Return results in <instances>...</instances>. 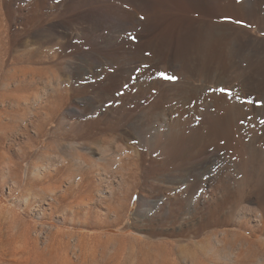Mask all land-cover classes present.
Listing matches in <instances>:
<instances>
[{
  "label": "rangeland",
  "instance_id": "1",
  "mask_svg": "<svg viewBox=\"0 0 264 264\" xmlns=\"http://www.w3.org/2000/svg\"><path fill=\"white\" fill-rule=\"evenodd\" d=\"M198 2L146 0L147 6L141 10L125 0H0V264H153L161 261L162 253L169 252L191 256L198 253L201 263L203 256L204 259L212 258L206 264L218 261L220 264H264V252L246 250L249 243L258 244L264 230V223H259L260 219L257 221L259 213H264V85L254 88L250 80L264 75V0ZM113 4L135 11L142 20L162 22L151 39L166 45L177 66L163 65L159 71L152 68L149 60L132 62L130 66L135 68V73L154 71L151 85H143L135 74L122 98L106 104L113 120L103 119L100 111L82 121L68 117L67 111L79 107L80 98L93 96L109 74L126 66L123 59L115 65L101 66L96 80H91L92 75H88L65 82L70 60L77 61L82 53L98 52L100 42L121 43L135 39V30L114 34L109 28L96 31L87 23L77 22L96 8L100 10ZM65 27L71 31L81 27L86 35H73L66 41L62 36ZM237 43H241L242 51L239 60L235 55ZM195 81L199 85L208 83L211 88L195 100L176 99L179 92ZM56 84L62 87L56 88ZM64 90L66 93L62 92ZM156 90L160 91L157 93ZM159 99L161 105L185 109V120L207 118L214 124V134H217L209 145L214 158L206 177H202L206 195L203 188L198 190L202 198L190 206L191 213H188L189 203L180 198L181 190L168 186L180 178L183 166L190 163L168 166L161 151L153 149V141L142 143L135 136L129 135V142H121L128 145L130 157L115 158L113 170L108 171L111 174L105 172V175L102 167L95 168L92 172L99 171L98 174H87L80 184L73 183L71 178L77 176V168L72 165L69 169L70 166L60 162V156L66 154L69 145H83L88 142V136L99 137L107 133L121 139L119 135L127 129L124 124L144 121L147 110ZM45 100L50 106L47 110L41 108ZM31 106L37 108L36 111ZM37 111L39 118L33 114ZM179 116V113L173 115ZM34 118H48L42 137H36V129L32 128ZM91 147H86V151L89 155L92 150L90 156L93 155L96 162L100 160L99 146ZM117 165L119 167H115ZM116 168L123 170H119V174ZM74 172L75 175L70 176ZM117 181L119 184L115 183ZM144 207L147 211L142 209ZM248 231L250 233L246 235ZM211 254L212 257L208 256ZM216 254L221 257L217 258ZM242 256H246L245 259ZM257 258L263 262L259 263Z\"/></svg>",
  "mask_w": 264,
  "mask_h": 264
},
{
  "label": "bare ground",
  "instance_id": "2",
  "mask_svg": "<svg viewBox=\"0 0 264 264\" xmlns=\"http://www.w3.org/2000/svg\"><path fill=\"white\" fill-rule=\"evenodd\" d=\"M87 1V0H86ZM126 2H128L130 5L134 6L137 9H144L146 8L147 4H146V0H125ZM169 1V0H168ZM172 1V0H171ZM177 1V0H176ZM199 2H204L206 3V0H197ZM211 1V0H210ZM253 1V0H252ZM110 2V1H109ZM150 2V1H149ZM182 2V1H181ZM195 2V1H194ZM198 2V3H199ZM263 2V1H262ZM72 3V2H71ZM78 3V1H77ZM80 3V2H79ZM88 3V2H87ZM94 3V2H93ZM172 2H169V4ZM204 3V4H205ZM83 4V3H82ZM107 4V3H106ZM211 4V3H210ZM74 5V4H73ZM95 5V3H94ZM197 5V4H196ZM70 6V5H69ZM77 6V5H76ZM82 6V5H80ZM89 6V5H88ZM183 6V5H182ZM201 6V5H200ZM83 7V6H82ZM81 7V8H82ZM104 7V6H103ZM126 7V6H125ZM211 7V6H209ZM258 7V6H257ZM79 8V7H78ZM92 8V7H91ZM95 8V7H94ZM130 8V7H129ZM65 9V8H64ZM80 9V8H79ZM63 10V9H62ZM87 10V9H85ZM92 10V9H90ZM180 10V9H178ZM203 10V9H202ZM81 11V10H80ZM84 11V10H83ZM153 11V10H152ZM76 12V11H75ZM74 12V15H75ZM79 12V10H78ZM90 12V11H89ZM180 13V12H179ZM63 14V13H61ZM153 14V13H152ZM174 14V13H173ZM178 14V13H177ZM175 14V16L177 15ZM70 15V14H69ZM83 15V13H82ZM140 15V14H139ZM154 15V14H153ZM152 15V16H153ZM179 15V14H178ZM173 16V15H172ZM75 17V16H74ZM63 18V17H62ZM146 18V17H145ZM52 19V18H51ZM61 19V18H60ZM56 20V19H54ZM79 21H77L78 23H87L89 24L94 30L99 31L100 29H104V28H109L111 29V32H113L114 34H119L121 32H124L126 30H135L136 31V37L135 39H130V40H123L121 41V43H117L116 41H104V42H100L99 43V48H97L99 51H95V52H90V53H82V56H80L79 58H77V61H72L70 60V62L68 63L67 66V73H66V79L65 82H67L68 80L71 81V79H75L77 77H85V76H90L92 75L91 80L94 79L96 80V78L99 76V70L102 68L101 66L103 65H115L118 64L120 61H122L123 59H125L126 61V66L120 68L117 72H115L114 74H109L105 80L103 85H101L100 87H98L96 89L95 94L92 96H86V97H82L80 98V105L79 107H76L74 109H71L68 112L67 116L68 117H75L77 119H80L81 121L84 119H87L91 116H93V114H95L97 111H100L102 113V118L110 121L113 120L114 116L112 115V112L110 111V108L108 105H106L109 102H113L116 101L118 99L122 98V95L124 93V91H126V87H128L127 85H129V83L132 81L133 76L136 74L138 81H143V85L145 86H149L151 84L150 83V78L152 77V73L154 72H146V71H140L139 73H135V68L131 67L130 64L133 62H141V61H146L149 60L152 62V68L155 70H159V68H161L163 65H168L170 67H176L177 64L173 61L171 55L168 53L167 49H166V45L164 47L163 44H159L157 42H154V39H151V36L153 35V33L155 31L158 30V28L160 27L161 23H156L154 21H151L149 19L147 20H142V17H138L135 11H130V10H126L124 8L120 6H116V5H107L104 8H100V10L98 8H96V11H94L93 13L88 14L87 16H83V18L80 20L78 18ZM158 21V20H157ZM61 23V22H60ZM63 24V22H62ZM65 24V23H64ZM168 24V23H167ZM57 25V24H56ZM68 25V24H67ZM163 25V24H162ZM52 26V25H51ZM81 26V24L79 25ZM87 27V25H86ZM75 28V27H74ZM63 32H62V36H64V40L66 38V41H69L73 35H79L84 33L85 31L84 29H82L81 27H76V29L74 31H71V29L69 28H62ZM39 30V29H38ZM42 30V29H41ZM45 30V29H43ZM48 30V29H47ZM90 30V29H89ZM59 31V30H58ZM163 32V31H162ZM161 32V33H162ZM40 33V32H39ZM48 33V32H47ZM157 34V32H155ZM230 33V32H229ZM45 34V32H44ZM50 34V33H49ZM83 34V35H84ZM113 34V35H114ZM37 35V34H36ZM35 35V36H36ZM39 35V34H38ZM86 35V34H85ZM236 35V34H235ZM34 36V37H35ZM91 36V35H90ZM112 36V35H111ZM110 36V37H111ZM242 36V35H241ZM41 37V36H40ZM50 37V36H49ZM56 37V36H55ZM77 37V36H76ZM108 37V36H107ZM61 38V40H62ZM125 38V37H124ZM238 38V37H237ZM36 39V38H35ZM75 39V38H74ZM118 39V38H117ZM156 39V38H155ZM234 39V38H232ZM236 39V38H235ZM27 40V39H26ZM45 40V39H44ZM216 41V40H215ZM42 42V41H41ZM46 42V41H45ZM61 42V41H60ZM74 43V42H73ZM26 44H29L28 42ZM53 44V43H52ZM57 44V43H56ZM53 44V45H56ZM241 43H237V48L235 49V55L236 58L239 60L241 55H242V51H241V47H240ZM35 45V44H34ZM117 45V46H116ZM27 46V45H26ZM30 46V45H29ZM50 46V45H49ZM79 46V45H78ZM28 47V46H27ZM36 47V46H35ZM40 47V46H37ZM45 47V46H44ZM51 47V46H50ZM24 48V47H23ZM33 48V47H32ZM31 48V49H32ZM35 49V48H34ZM60 49V48H59ZM73 49V48H72ZM82 49V48H81ZM89 50V49H88ZM96 50V49H95ZM36 51V50H35ZM93 51V50H91ZM37 52V51H36ZM87 52V50H86ZM39 54V53H38ZM78 55V54H77ZM253 55V54H252ZM36 56V55H35ZM34 58V57H33ZM37 58V57H35ZM243 58V57H242ZM245 58V57H244ZM254 58V56H253ZM252 58V61H254V59ZM256 58V57H255ZM64 59V58H63ZM71 59V58H70ZM67 60V59H66ZM148 64V63H147ZM256 64V63H255ZM122 65V64H121ZM134 66V65H132ZM49 67V66H48ZM51 67V66H50ZM49 67V68H50ZM65 67V66H64ZM105 67V66H104ZM121 67V66H120ZM37 68V67H36ZM35 68V69H36ZM137 68V67H136ZM150 68V67H149ZM240 68V66H239ZM35 69H32L33 71H35ZM45 70H48V68L46 69V67H44ZM42 68V70H44ZM54 69V68H53ZM61 69V68H60ZM38 70V69H36ZM41 70V69H40ZM51 70V69H50ZM64 70V69H63ZM61 70V71H63ZM65 70V71H66ZM117 70V69H116ZM143 70V69H142ZM26 71V70H25ZM32 71V72H33ZM39 71V70H38ZM55 71V70H54ZM105 71V70H103ZM112 71V70H111ZM151 71V70H150ZM160 71V70H159ZM36 72V71H35ZM45 73V71H43ZM28 73V72H27ZM26 73V74H27ZM39 73V72H37ZM48 73V71H47ZM56 73V72H55ZM53 73V74H55ZM158 73V72H157ZM156 73V74H157ZM25 74V73H23ZM32 74V73H31ZM60 74V73H59ZM151 74V76H150ZM37 75V74H36ZM171 75V74H170ZM35 76V74H34ZM88 76V77H89ZM228 76V75H227ZM20 77V76H19ZM22 77V76H21ZM27 77V76H26ZM25 77V79H26ZM36 77V76H35ZM33 77V79L35 78ZM38 77V75H37ZM41 77V76H39ZM55 77V76H54ZM61 77V76H60ZM231 77V76H230ZM250 77V76H249ZM28 78V77H27ZM31 78V77H30ZM45 80V77H43ZM51 78V77H49ZM185 78V77H184ZM206 78V77H205ZM218 78V77H217ZM216 78V79H217ZM29 79V78H28ZM32 79V80H33ZM36 79V78H35ZM34 79V80H35ZM41 79V78H40ZM55 79V78H54ZM62 79V78H61ZM171 79V78H170ZM173 79V78H172ZM203 79V78H202ZM222 79V78H221ZM19 80V79H18ZM31 80V81H32ZM39 80V79H38ZM79 80V79H78ZM251 84L253 85L254 88H262L264 85V75H259L256 76L254 78H251ZM29 81V80H26ZM23 81V82H26ZM50 81V79H49ZM155 81V80H154ZM183 81V80H182ZM199 81V80H198ZM197 81V83H198ZM216 81V80H215ZM20 82V81H19ZM18 82V83H19ZM21 82V83H23ZM51 82L55 83V81L52 80L51 78ZM58 82H60V80L58 79ZM73 82V81H72ZM85 82V81H84ZM181 82V81H180ZM209 82V81H208ZM219 82V81H218ZM238 82V81H237ZM39 81H38V85H39ZM48 85H51L49 82H47ZM63 83V82H62ZM182 83V82H181ZM196 81L189 83V86L184 90L178 93L176 99L178 98V100H183L185 102L187 101H191L194 98H196L198 95L205 93V90L211 88V86L208 83H202V84H197ZM32 84V83H31ZM58 84V83H57ZM56 84V85H57ZM66 84V83H65ZM65 84L63 86H65ZM69 84V83H68ZM213 84V83H212ZM37 85V86H38ZM59 85V84H58ZM58 85L56 86V88L58 87ZM61 85V83H60ZM140 85V84H139ZM156 85V84H155ZM162 85V84H161ZM176 85V84H174ZM226 85V84H225ZM21 87V85H19ZM36 86V85H35ZM36 86V87H37ZM42 86H46V85H42ZM52 86V85H51ZM24 87H27L24 85ZM22 87V88H24ZM32 87V85H31ZM50 87V86H49ZM62 87V86H61ZM60 86L58 88H61ZM161 88V86H159ZM183 87V86H182ZM21 88V89H22ZM30 88V86H29ZM38 88V87H37ZM53 88V86H52ZM54 87V89H56ZM64 88V87H63ZM62 88V89H63ZM81 88V87H80ZM129 88V87H128ZM153 88V87H152ZM151 88V89H152ZM213 88V85H212ZM33 89V88H32ZM40 89V86H39ZM53 89V91H54ZM90 89V88H89ZM159 89V88H158ZM173 89V88H171ZM240 89V88H239ZM42 90V89H41ZM40 90V91H41ZM45 90V89H44ZM58 90V89H57ZM66 90V88H65ZM62 91L63 93L65 92ZM142 91V89H140ZM162 90V89H160ZM159 90V91H160ZM165 90V89H163ZM168 90V89H167ZM175 90V89H173ZM227 90V89H226ZM241 90V89H240ZM34 91V90H33ZM39 91V92H40ZM52 91V92H53ZM72 91V90H71ZM157 91V90H156ZM157 91V93L159 92ZM243 91V90H242ZM38 92V91H35ZM42 92V91H41ZM40 92V93H41ZM48 92V91H47ZM50 92V91H49ZM48 92V94H50ZM55 92V91H54ZM58 92V91H57ZM59 92H61V89L59 90ZM164 92V91H163ZM173 92V91H172ZM239 92V91H238ZM263 92V91H262ZM39 93V95H40ZM56 93V92H55ZM55 93H51L52 95H54ZM66 93V92H65ZM69 93V91L67 92ZM143 93V92H142ZM246 93V92H245ZM37 94V93H36ZM46 94V93H45ZM60 95H62L61 93H59ZM147 94V93H146ZM151 94V93H149ZM242 94V93H241ZM35 95V94H34ZM38 95V94H37ZM47 95V94H46ZM45 95V97H46ZM139 95V94H138ZM141 95V94H140ZM145 95V93H144ZM153 95V94H152ZM156 95V94H155ZM153 95V96H155ZM161 95V94H160ZM49 96V95H48ZM51 96V95H50ZM68 96V95H67ZM148 96V95H147ZM244 96V95H243ZM58 97V96H57ZM56 97V98H57ZM65 97V96H64ZM63 97V98H64ZM158 97V96H157ZM203 97V96H202ZM35 98V97H34ZM68 98V97H67ZM148 98V97H147ZM154 98V97H153ZM166 98V97H165ZM205 98V97H204ZM19 99V98H18ZM17 99V101H18ZM40 99H42V97L40 96ZM39 99V100H40ZM58 99V98H57ZM198 99V98H197ZM20 100V99H19ZM35 100V99H34ZM195 100V99H194ZM199 100V99H198ZM204 100V99H202ZM210 100V99H208ZM37 101V99H36ZM48 101V99H47ZM52 101V100H51ZM159 102H154V104L151 106L150 109L147 110V113L145 115L144 121L142 122H134L131 123L130 125L124 124V126L127 127V129H125V131L123 132L122 135H119V138H123L118 139V137H116V135L112 134V133H107L104 134L102 136H95V135H90L88 136V142L86 141L83 145L81 144H71L68 146L69 150L66 152V154H64V156H60V162L61 163H66V166H70L69 169L71 168V166L73 165V167L75 166L77 168L76 172L78 171L77 176L74 173H71L70 176L73 174V178H71L73 180V183H77L80 184V181L82 182L85 178V176L88 174L91 176L93 175V173H97L99 171L96 172H92V170H94L95 168H103L104 170V174L105 172L108 173L109 170H111L112 168V164L116 162L115 158L118 157H123V155H125V157L129 158L130 157V152L128 150V145L126 144H121V142L123 141H128L129 137L131 136H135L137 137V139H139L142 143L143 142H148L153 141L152 143L154 144V150H160L162 153V157H164V163H166L168 166L169 165H174L177 163H180L179 165H182L181 163L187 162L190 163L187 166H183V170L184 172L182 173V175L180 176V178L176 179V181L171 184L173 185H168L169 188L171 189H178L181 190L180 193V198L184 201V202H188L189 203V210L188 213H191L190 210V206L193 204H196L195 202L200 201V199L202 198L201 194L198 192L199 189L203 190L204 195H206V183L203 180V176L206 177V172L208 171L209 168V164L211 163L212 159L214 158V153L209 151V145L210 142L212 141L211 139H215V135L214 134V124L210 122V120H208L207 118L203 119V121H197V119L194 118H189V120H185L184 116L186 115L187 111H185V109L177 107V109L175 110L174 108H170L167 107L165 105H161V99L157 100ZM166 101V100H165ZM200 101V100H199ZM206 101V99H205ZM212 101V100H211ZM209 101V103L211 102ZM35 102V101H34ZM45 102V103H44ZM43 106L41 107V103L38 104L40 105V107L42 109H46L48 107H50L46 100L44 101ZM49 102V101H48ZM55 102V101H53ZM57 102V101H56ZM66 102V99H65ZM79 102V101H78ZM171 102V100L169 101ZM175 102V101H174ZM173 102V103H174ZM197 102V101H196ZM33 103V102H32ZM51 103V102H50ZM199 103V102H198ZM197 103V104H198ZM208 103V104H209ZM34 104V103H33ZM152 104V102H151ZM171 104V103H170ZM178 104V103H177ZM189 104V102H188ZM32 105V104H31ZM53 105V104H51ZM172 105V104H171ZM179 105V104H178ZM177 105V106H178ZM183 105V104H182ZM191 105V104H189ZM204 105V104H203ZM212 105V104H211ZM35 106V104L33 105ZM37 106V105H36ZM54 106V105H53ZM53 106H51L53 108ZM169 106V105H168ZM188 107V105H186ZM32 107V106H31ZM39 108V106H37ZM175 107V104H174ZM183 107V106H181ZM192 107V106H191ZM220 107V106H219ZM33 108V107H32ZM176 108V107H175ZM206 108V107H205ZM239 108V107H238ZM34 109V108H33ZM37 109V108H36ZM36 109H34V111H36ZM113 109V108H112ZM203 109V108H202ZM237 109V108H236ZM241 109V108H240ZM30 110V109H29ZM38 110H41L40 108ZM190 111V109H188ZM193 110V109H192ZM199 110V109H197ZM242 110V109H241ZM32 111V110H30ZM33 111V112H34ZM113 111V110H112ZM143 111V110H141ZM140 111V112H141ZM212 111V110H211ZM210 111V112H211ZM240 111V110H239ZM38 112V111H37ZM33 113L35 115L36 118H39L38 116L40 115L39 112L38 113ZM65 112V113H67ZM138 112V111H137ZM139 112V113H140ZM243 112V111H240ZM42 113V112H41ZM64 113V111H63ZM98 113V112H97ZM144 113V114H145ZM179 113L180 116L178 118L173 117L174 114ZM195 113V112H193ZM47 114V111H46ZM143 114V113H142ZM32 115V113H31ZM30 115V116H31ZM42 115V114H41ZM43 115H44V111H43ZM138 115V114H137ZM201 115V114H200ZM97 116V114L95 115ZM119 116V115H118ZM132 116V115H131ZM177 116V115H176ZM42 117V116H41ZM40 117V118H41ZM44 117V116H43ZM140 117V115H139ZM144 117V116H143ZM197 117V116H196ZM34 118L33 121L36 119ZM46 118V116H45ZM132 118V117H130ZM198 118V117H197ZM48 119V118H47ZM43 120V119H36L34 122L32 121V128L36 129L37 132V136L36 137H42V133H44L43 129L45 128V126L48 124V121ZM64 119V118H63ZM93 119V118H92ZM101 119V118H100ZM102 119V121H103ZM140 119V118H139ZM138 119V120H139ZM133 120V119H132ZM137 120V119H136ZM79 121V120H78ZM77 121V122H78ZM120 121V120H119ZM209 121V122H208ZM66 122V121H65ZM72 122L69 121V123ZM85 122V121H84ZM113 122V121H112ZM63 125V121L61 122ZM79 123V122H78ZM77 123V124H78ZM83 123V122H81ZM121 123V121H120ZM216 124V122H215ZM60 125V123H59ZM58 125V126H59ZM61 125V126H62ZM66 125V124H65ZM70 125V124H68ZM82 125V124H81ZM117 125L119 126V123H117ZM79 126V125H76ZM122 126V125H120ZM115 127V126H114ZM113 127V128H114ZM123 127V126H122ZM70 128V127H69ZM118 128V127H117ZM216 128V127H215ZM63 129V128H62ZM66 129V128H65ZM28 130V129H27ZM71 130V129H70ZM26 131V130H25ZM43 131V132H42ZM120 131V130H119ZM69 132V131H68ZM118 132V131H117ZM26 134H28L27 132H24ZM216 133V132H215ZM67 134V133H66ZM78 134V133H77ZM76 134V135H77ZM83 134V132L81 133ZM131 135V136H129ZM74 136V135H73ZM33 138V137H32ZM86 138V137H85ZM37 139V138H36ZM218 139V137H217ZM224 139V138H223ZM33 140V139H32ZM34 141V140H33ZM40 141V140H39ZM130 141V140H129ZM128 141V142H129ZM75 142V141H74ZM119 142V143H118ZM77 143V142H76ZM125 143V142H123ZM59 144V143H58ZM98 145L99 146V151L97 152L98 155L100 156V160L98 159V161H100L98 163V161H96L98 164H96L95 161H93V158L91 155L92 150L90 151L91 153L88 155L87 151H86V147L87 148H92V145ZM214 144V143H212ZM222 144V143H220ZM130 145V144H129ZM61 146V145H60ZM131 146V145H130ZM146 146V145H145ZM67 148V146H66ZM65 148V149H66ZM94 148V146H93ZM231 148V147H230ZM61 149V148H60ZM151 149V148H150ZM97 150V149H95ZM48 151V150H47ZM63 151V150H62ZM86 151V152H85ZM159 151V152H160ZM225 151V150H224ZM49 152V151H48ZM138 152V151H137ZM151 152V151H150ZM215 152V151H213ZM231 152V151H230ZM56 153V152H55ZM95 153V152H93ZM219 153V152H218ZM226 153V152H225ZM230 154V153H229ZM52 155V154H51ZM58 156V157H59ZM219 156V155H218ZM139 157V156H138ZM48 158V157H46ZM51 158V157H50ZM92 158V159H91ZM95 159V158H94ZM121 159V158H120ZM55 160V159H54ZM97 160V159H96ZM123 160V159H122ZM121 160V162L123 163V161ZM56 161V160H55ZM54 161H52V164ZM60 162L58 164H60ZM120 162V163H121ZM128 163V161H127ZM219 163V162H218ZM51 164V166H52ZM102 164V166H101ZM113 164V165H114ZM124 164V163H123ZM134 164V163H133ZM186 164V163H184ZM48 165V164H47ZM55 165V164H54ZM65 165V164H64ZM165 165V164H163ZM49 166V167H51ZM57 166V165H56ZM65 166V167H66ZM155 166V165H154ZM176 166V165H175ZM38 167V166H37ZM36 167V168H37ZM47 167V168H49ZM62 167V164L61 166ZM66 167V168H68ZM115 167H119L118 165ZM43 168V167H42ZM46 168V169H47ZM55 168V167H54ZM57 168V167H56ZM101 168V169H102ZM169 168V167H168ZM45 169V170H46ZM52 169V168H49ZM74 169V168H73ZM117 169V168H116ZM115 169V171H116ZM123 170V168H121ZM119 169V170H121ZM129 169V168H128ZM44 170V169H43ZM58 170V169H57ZM96 170V169H95ZM113 170V169H112ZM118 170V169H117ZM118 170V173H119ZM132 170V168H131ZM180 170V168H179ZM182 170V171H183ZM48 171V170H47ZM114 171V172H115ZM129 171V170H128ZM56 172V171H55ZM72 172V171H71ZM113 172V173H114ZM122 172V171H121ZM126 172V171H125ZM112 173V174H113ZM116 173V174H118ZM170 173V172H169ZM172 173V172H171ZM262 173V172H261ZM50 174V173H49ZM98 174V173H97ZM111 174V173H108ZM107 174V175H108ZM120 174V173H119ZM264 174V172H263ZM103 175V174H102ZM106 175V174H105ZM115 175V174H114ZM113 175V176H114ZM123 176V174H121ZM120 175V176H121ZM164 175V174H163ZM175 175V174H174ZM100 176V175H99ZM98 176V177H99ZM112 176V175H111ZM168 176V174H167ZM115 177H119L115 176ZM164 177V176H163ZM162 177V178H163ZM70 178V177H69ZM101 178V176H100ZM174 178V176H173ZM264 178V177H263ZM262 178V179H263ZM114 179V178H113ZM120 179V178H119ZM123 179V178H122ZM121 179V181H122ZM130 179V178H129ZM158 179V178H157ZM205 179V178H204ZM261 179V180H262ZM96 180V179H95ZM99 180V178H98ZM104 180V179H103ZM112 180V179H107ZM116 180V178H115ZM124 181V179H123ZM164 181V180H163ZM171 181V180H170ZM102 182H100V185ZM116 184L118 183L115 182ZM122 183V182H121ZM161 183V182H160ZM259 183V182H258ZM70 184V183H69ZM99 184V183H98ZM119 184V183H118ZM82 185V184H81ZM99 185V187H100ZM108 185V184H107ZM106 185V186H107ZM113 185V184H112ZM115 185V184H114ZM126 185V182H125ZM210 185V184H209ZM263 185V184H262ZM119 186V185H118ZM154 186V185H153ZM158 186V185H157ZM163 186V185H162ZM165 186V185H164ZM159 187V186H158ZM258 187V186H257ZM260 187V184H259ZM110 188V187H109ZM119 188V187H118ZM129 188V187H128ZM156 188V187H155ZM161 188V187H160ZM210 188V186H209ZM162 189V188H161ZM165 189V188H164ZM170 189V190H171ZM101 190V187H100ZM99 190V192H100ZM114 190V189H113ZM117 190V189H116ZM103 191V190H102ZM118 191V190H117ZM172 191V190H171ZM108 192V191H107ZM110 192V191H109ZM108 192V193H109ZM114 192V191H113ZM180 192V191H179ZM202 192V191H201ZM97 193V192H96ZM163 193V192H162ZM112 194V193H111ZM161 194V193H160ZM169 194V192H168ZM103 195V194H102ZM113 195V194H112ZM155 195V194H154ZM159 195V194H158ZM203 195V194H202ZM252 195V194H250ZM100 196V195H99ZM122 196V195H121ZM166 196H168L166 194ZM254 196V195H253ZM260 196V195H259ZM94 197V196H93ZM111 198H113L112 196H110ZM119 197V196H118ZM150 197V196H149ZM165 197V196H164ZM204 197V196H203ZM144 198V197H143ZM142 198V199H143ZM253 198V197H252ZM250 198V199H252ZM101 199V198H100ZM122 199V198H121ZM146 199V198H145ZM162 199V198H161ZM206 199V198H205ZM112 200V199H111ZM148 200V199H147ZM152 199H150L151 201ZM203 200V199H202ZM245 200V199H244ZM117 201V200H116ZM149 201V200H148ZM154 201V200H153ZM97 202V201H96ZM119 202V201H118ZM146 202V201H145ZM164 202V201H163ZM89 203V202H88ZM148 203V202H146ZM161 203V202H160ZM160 203H158L160 205ZM260 203V202H259ZM100 204V203H99ZM142 204V203H141ZM155 204V203H153ZM121 205V204H120ZM169 205V204H168ZM146 206V205H145ZM152 206V205H150ZM187 206V205H186ZM110 207V206H109ZM118 207V206H117ZM163 206H161L162 208ZM247 207V206H246ZM251 207V206H250ZM253 207V206H252ZM114 208V207H113ZM149 208V207H148ZM245 208V206H244ZM142 209H146V207L142 208ZM113 210V209H112ZM149 210V209H148ZM152 210V209H151ZM258 210V209H257ZM264 210V209H263ZM147 211V209H146ZM251 212V211H250ZM144 213V212H143ZM147 214V213H146ZM139 215V214H137ZM140 216V215H139ZM146 217V216H145ZM258 220L259 219L264 223V213H259V215L257 216ZM138 218V217H137ZM140 218V217H139ZM255 218V217H254ZM141 219V218H140ZM263 225V224H262ZM247 231V230H246ZM254 231H252L251 233H253ZM248 233H250L249 231L247 232L246 235H249ZM261 235H262V239L259 240L258 244L256 242H252L249 243L247 246L248 249H246L247 251H256L257 253L259 251L264 252V230L261 231ZM241 236V235H240ZM248 238V236H246ZM217 240V239H216ZM249 240V239H248ZM217 243V242H216ZM219 243V241H218ZM213 244V243H212ZM239 244V243H238ZM121 246V245H120ZM213 246V245H212ZM229 246V245H228ZM161 249V248H160ZM199 249V248H198ZM245 250V252H247ZM208 251V250H206ZM227 251V250H226ZM234 251V250H233ZM243 251V250H242ZM124 252V251H123ZM130 252V251H129ZM185 252V250H184ZM205 252V250H204ZM209 252V251H208ZM189 253V252H188ZM192 253V252H191ZM207 253V252H206ZM211 253H215V252H211ZM240 253V252H239ZM250 253V252H249ZM248 253V254H249ZM254 253V252H253ZM255 253V254H257ZM148 254V253H147ZM157 254V253H156ZM160 254V253H159ZM219 254V253H218ZM247 254V253H245ZM252 254V252H251ZM261 254V253H260ZM154 255V254H153ZM190 255V254H189ZM185 255L183 253H172L169 252L167 254H161L159 257V259H161L160 262H155V264H176V261L178 264H199L201 262H199V256L198 253L194 252V255L192 254V256L190 255ZM214 255V254H213ZM217 255V254H216ZM243 255V253H242ZM264 255V254H263ZM146 256V255H145ZM149 256V255H148ZM147 256V257H148ZM150 256H152L150 254ZM210 257H212L211 255H208ZM206 256V257H208ZM218 256V255H217ZM221 256L222 253H221ZM218 256L217 258L221 257ZM237 256V255H236ZM248 256V255H247ZM253 256V255H252ZM204 257V256H203ZM202 257V259L200 258V260H202L203 262L201 264H206V261L209 259H204ZM241 257V256H240ZM244 257V256H242ZM246 257V256H245ZM244 257V259H245ZM249 257V256H248ZM257 257L258 256L257 254ZM209 258V257H208ZM150 259V257H149ZM154 259H156L154 257ZM212 259V258H211ZM211 259L209 261H211ZM231 259V258H230ZM243 259V258H241ZM243 259V260H244ZM258 259V258H257ZM256 259V260H257ZM264 259V257L262 258ZM158 260V259H157ZM218 260V259H217ZM220 260H225L224 258H220ZM248 260V259H247ZM260 259H258L257 261H259ZM149 261V260H148ZM214 261V258H213ZM216 261V259H215ZM221 261V262H223ZM233 262V260H230ZM251 262V261H250ZM263 261H259V263H261ZM153 263V264H154ZM215 263V262H214ZM213 262L211 264H214ZM219 263V261L217 262ZM216 263V264H217ZM226 263V262H225ZM229 263V262H227ZM226 263V264H227ZM240 263V262H239ZM238 263V264H239ZM220 264V263H219ZM246 264V263H245ZM248 264V263H247ZM258 264V263H256Z\"/></svg>",
  "mask_w": 264,
  "mask_h": 264
}]
</instances>
